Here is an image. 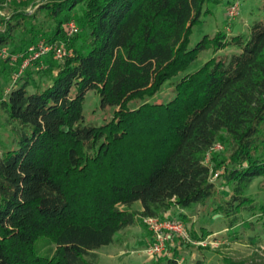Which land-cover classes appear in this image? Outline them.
I'll return each instance as SVG.
<instances>
[{
  "label": "trees",
  "instance_id": "1",
  "mask_svg": "<svg viewBox=\"0 0 264 264\" xmlns=\"http://www.w3.org/2000/svg\"><path fill=\"white\" fill-rule=\"evenodd\" d=\"M209 1L41 0L32 13L0 18V49L26 54L44 40L71 51L32 62L40 84L30 65L14 77L17 65L0 59V264H97L96 251L138 216L172 208L184 222L200 206L229 227L242 212L264 227V198L246 192L264 176V19L190 46ZM71 19L80 30L66 37ZM168 82L171 97L155 99ZM88 91L112 108L101 123L86 122ZM217 142L228 149L217 162L226 197L205 163Z\"/></svg>",
  "mask_w": 264,
  "mask_h": 264
},
{
  "label": "rangeland",
  "instance_id": "2",
  "mask_svg": "<svg viewBox=\"0 0 264 264\" xmlns=\"http://www.w3.org/2000/svg\"><path fill=\"white\" fill-rule=\"evenodd\" d=\"M39 1L41 0H4L0 3V13L5 16L0 14V18L4 23L13 13H32ZM235 1L211 0L206 3L204 9H208L209 12L203 13L201 22L193 27L190 46L199 41L204 34H213L218 30L229 31L232 34L247 33L249 25L254 20L264 19V0H239L238 14L233 20L229 21L226 19V11L228 5ZM38 15L42 17V14ZM2 49H6L8 54L19 53L11 51L7 46L2 47ZM234 51L237 50L233 49ZM211 56L209 49L203 51L189 66L186 73L197 70ZM0 59H2L1 56ZM19 60L20 62L17 63ZM19 60L14 63L9 61L11 64L17 65L16 73L20 69L21 59ZM43 64L41 68L44 67ZM35 67L34 63L29 66L31 72L35 75L32 81L40 84L43 80L36 75ZM27 68L28 66L25 69ZM25 69L22 75L26 73ZM16 73L13 72L12 75L15 77ZM172 80L176 81L177 79L174 78ZM173 86L174 82H168L154 98L161 101L171 97ZM84 115L86 122L101 123L112 115V108L102 109L99 97L92 91H88L84 104ZM227 153L226 144L217 142L205 154V163L212 167V180L220 186V192L223 197L228 195V192L222 186L224 168L223 166H218L217 162L225 157ZM246 192L256 200L263 202L264 176L257 177ZM132 209L140 210V202H135ZM177 210V208H172L167 211L166 215L173 217ZM255 210L256 212L258 211V209ZM184 214H186L187 220L185 223L189 233L195 232V235L199 237L198 239L191 236V241H185L175 236L172 244L168 245L163 253L156 256H148L143 251L145 248L143 242L148 237V228L146 229L144 217L138 216L136 224L128 226L116 234L113 244L102 246L96 251L97 264H156L154 261H159V257L166 253L177 257L179 264H191L196 258H203L209 264H225V260L249 263L251 260L264 258V227L261 224L263 218L259 216L248 217L245 212H242L241 218H239L236 225L229 227L228 218L224 219L222 215L209 211L206 207L203 209L200 206H196L189 211L185 210ZM207 222L208 224H205ZM202 225L205 226L203 227ZM203 228L208 229V231L204 237H201ZM199 242H205V245Z\"/></svg>",
  "mask_w": 264,
  "mask_h": 264
},
{
  "label": "built area",
  "instance_id": "3",
  "mask_svg": "<svg viewBox=\"0 0 264 264\" xmlns=\"http://www.w3.org/2000/svg\"><path fill=\"white\" fill-rule=\"evenodd\" d=\"M238 4L239 0H236L228 7L226 11V19L229 21L233 20L238 14ZM0 14L3 15L2 13ZM64 27L66 37H71L80 30L74 19L69 20ZM70 53L71 51L67 45L61 41L47 43L44 40L30 45L26 54H8L6 49H0V56L2 58H8L12 63L21 59L20 69L15 76L22 73V71L33 61L40 60L44 56L50 54L54 59L61 60ZM212 147H214V145ZM144 222L148 230L151 232V241L143 250L148 256H156L163 253L167 248L168 242L175 236L185 241H191V235L189 233L188 227L186 226L187 224L182 220L171 219L167 215H156L145 216ZM200 244L205 245V242H201Z\"/></svg>",
  "mask_w": 264,
  "mask_h": 264
},
{
  "label": "crops",
  "instance_id": "4",
  "mask_svg": "<svg viewBox=\"0 0 264 264\" xmlns=\"http://www.w3.org/2000/svg\"><path fill=\"white\" fill-rule=\"evenodd\" d=\"M166 213L167 212H163L162 214H164V215H166ZM146 229H147V227H146ZM147 238L146 239H144V242H143V245H145L144 247H146L149 243H150V241H151V233L148 231V229H147ZM174 241V239L172 238L169 242H168V244H167V246L168 245H170V244H172V242ZM143 247V248H144ZM111 252H112V250H110ZM113 253V252H112ZM167 255H170V254H168V253H166ZM177 258V257H176ZM178 259V258H177ZM192 260V259H191ZM154 263H156V264H162V262L159 260V261H154ZM193 263V262H192ZM191 263V264H192Z\"/></svg>",
  "mask_w": 264,
  "mask_h": 264
}]
</instances>
